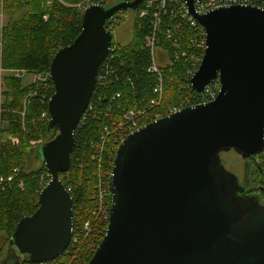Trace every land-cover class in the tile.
<instances>
[{"label": "water", "instance_id": "1", "mask_svg": "<svg viewBox=\"0 0 264 264\" xmlns=\"http://www.w3.org/2000/svg\"><path fill=\"white\" fill-rule=\"evenodd\" d=\"M142 1L87 6L80 34L54 55L47 110L48 131L57 133L36 153L49 181L37 210L18 222L0 264L51 262L68 249L73 202L59 175L71 167L75 130L114 42L106 26L135 13ZM183 1L206 42L190 87L202 94L218 81V94L118 145L108 182L109 222L87 264H264V205L245 195L220 159L223 152L242 159L264 152V9L237 5L197 15L199 0Z\"/></svg>", "mask_w": 264, "mask_h": 264}, {"label": "trees", "instance_id": "2", "mask_svg": "<svg viewBox=\"0 0 264 264\" xmlns=\"http://www.w3.org/2000/svg\"><path fill=\"white\" fill-rule=\"evenodd\" d=\"M62 2L75 4L77 0H0V13L7 18L0 27V69L49 74L56 52L69 46L81 32L82 15L76 8H68ZM254 2L262 3L264 0ZM154 21L153 16L134 19L131 42L126 46L115 43L120 53L106 66L111 79L105 86L94 89L89 103L94 104L95 112L84 115L75 130L71 167L59 177L72 198V238L77 236V241L73 243L71 240L62 255L46 264H69L70 261L87 264L101 242L107 223L98 215L93 191L98 176H108L111 172L117 143L121 139L116 130L124 125V114L129 111L138 113L144 108L154 114L165 113L170 107L190 100L186 98L199 95L183 79V67L178 64L171 72L163 73L162 104L158 108L148 106L155 96L157 76L149 72L151 55L142 48V44L153 31ZM21 79L6 77L0 87L2 135L16 137L20 142L16 147L8 140L0 144V172L5 178L11 174L15 177L13 182H5L0 189V230L8 235V243L18 222L32 215L39 206L42 188L39 174L46 171L41 163V168L27 172L26 164L30 156L37 159L39 147L57 133L48 131L47 104L54 93L52 83L49 81L50 88L44 91L31 83L23 85ZM43 112L48 119L40 120ZM145 117L140 118L141 125ZM38 139H43V144L37 149L29 145L30 141ZM262 155V162L255 164L258 169H262V163L264 165ZM93 157H98L100 163H94ZM46 177L49 179L47 173ZM80 178L82 183H79ZM20 182L22 186H19ZM86 223L90 232L83 235L81 230ZM73 244L76 245L75 251Z\"/></svg>", "mask_w": 264, "mask_h": 264}, {"label": "built area", "instance_id": "3", "mask_svg": "<svg viewBox=\"0 0 264 264\" xmlns=\"http://www.w3.org/2000/svg\"><path fill=\"white\" fill-rule=\"evenodd\" d=\"M237 5L257 6L264 9L263 2L256 3L254 0H199L194 2V12L197 15H201L217 8ZM133 15L136 19H145L153 16L155 20L152 24L153 31L144 38L142 48L150 52L151 66L149 68V72L157 76V85L154 89L155 96L150 99L148 106L150 108H157L162 104V76L165 71L171 72L173 67L178 64H182L183 71L181 73L183 75V79L188 81L190 86V79L201 64L206 49L205 31L204 28L198 24L197 20L190 14L187 5L183 0H143ZM126 17H128L127 13L120 14L110 24H108L106 28L111 31L113 24L118 23L121 18ZM119 53V49L114 42L110 46L107 56L98 68L94 89L105 86L111 79L110 71L107 70L106 66H109L108 61L110 59L112 60ZM23 74L24 71H19L15 77L21 79L23 78ZM31 75L33 76L30 83L33 84L34 87H37L36 89H43L44 91L49 90V81L51 82L49 74L43 75L32 73ZM219 87L218 81H214L205 88L202 101L189 100L185 102L184 106L171 107L164 114L150 113L146 108L138 113L133 111L127 112L123 116L124 125L119 126L116 130L117 134H119L121 138L117 144L119 145L129 134L151 122L172 115L183 108L201 105L212 101L217 96ZM32 93L30 94L32 95ZM117 96L119 97V95ZM93 107L94 104L89 103L81 119H83L84 115L85 117L88 114L91 115L94 110ZM145 115L146 117L142 120L143 125H141L139 123L140 118ZM45 119H48L47 114L46 112H43L40 115V120ZM263 153L255 157H260ZM1 158L2 154L0 152V164ZM92 161L94 163H100V159L98 157H93ZM255 164H259L257 159ZM16 172L17 170H14V173ZM110 173L108 176L106 174L98 176V183L93 191V195L96 199L98 215L101 216L107 224L109 222V210L111 206V195L108 189ZM14 179V175L11 174L5 178L0 172V189H2L5 182L11 183ZM19 186H22V183H19ZM89 232L90 226L86 223L84 224L81 233L83 235H87ZM71 240H73V243H76L77 236L71 238ZM46 263L48 262L39 264Z\"/></svg>", "mask_w": 264, "mask_h": 264}, {"label": "rangeland", "instance_id": "4", "mask_svg": "<svg viewBox=\"0 0 264 264\" xmlns=\"http://www.w3.org/2000/svg\"><path fill=\"white\" fill-rule=\"evenodd\" d=\"M118 1H120V0H77V2L75 4H66V3H63V2L62 3L68 8H76L78 13H80L82 15L84 9L87 6L91 5V4L100 3L101 5H104V4L110 5V4L116 3ZM127 14H128V17L121 18L118 23L113 24L112 27H111L113 40H114V42L116 44H118L120 46L128 45L131 42L132 36H133V23H134V19H136V18L133 15L134 13H132V12L128 11ZM6 21H7L6 16L4 14L0 13V25H1L2 22L6 23ZM19 71H22V70H20V69H15V70L14 69L13 70H2V69H0V87L2 86L1 84H2L3 79L6 78V77H13L14 79H18V78L15 77V75ZM31 74H32L31 72L24 71L23 78L21 79V82H22L23 85H27V84H29L31 82L32 76H33ZM202 96H203V93L199 94L198 96L188 97V98H186V100L190 98V101H193V100L194 101H199V100L202 101L203 100ZM184 104H180V105H178L176 107H182V106H184ZM165 111H168V109L165 110ZM1 131H2V122L0 123V144H1V142L3 143V142L8 140L12 144V146H15V147L18 146V143H20L18 141V138H16V137H8L6 135H2ZM41 144H43V139H38L36 141H30L29 142V145L33 146V147H36V149ZM262 156L264 157V153H263ZM220 159H221V162H222L224 168L227 171L233 173L235 176H239V177L241 176L242 169H243V164L245 162V159H242L239 155H237L233 151L226 152V153H224V152L221 153L220 154ZM256 159L258 160L259 163L262 162V157H257ZM256 159H255V161H256ZM41 166H42V164H41L40 160L34 159L33 156H30V160L26 164V171L27 172H31L33 170H37V169L41 168ZM261 166H262V169H260V171L264 173V165H263V163H262ZM46 179H47L46 173L45 172H40V174H39V184L41 185L42 188L49 181V179H47V180ZM82 181L83 180L80 178L79 179V183H82ZM8 239H9L8 235L0 230V253L3 252L0 255L1 259L4 257V255H5V257L7 256L6 254H7L8 251H6V254H5V250H8V248H7ZM72 248H73V250L76 249V245L73 244ZM11 254L13 255L14 252L11 251ZM75 263L76 264H81L80 262H77V261ZM75 263H71V261H70L69 264H75Z\"/></svg>", "mask_w": 264, "mask_h": 264}, {"label": "flooded vegetation", "instance_id": "5", "mask_svg": "<svg viewBox=\"0 0 264 264\" xmlns=\"http://www.w3.org/2000/svg\"><path fill=\"white\" fill-rule=\"evenodd\" d=\"M255 159H245L241 176H236L239 185L245 189V195L259 197V203L264 205V173L255 165Z\"/></svg>", "mask_w": 264, "mask_h": 264}, {"label": "crops", "instance_id": "6", "mask_svg": "<svg viewBox=\"0 0 264 264\" xmlns=\"http://www.w3.org/2000/svg\"><path fill=\"white\" fill-rule=\"evenodd\" d=\"M4 24H5V23L2 22L1 25H0V27L3 26Z\"/></svg>", "mask_w": 264, "mask_h": 264}]
</instances>
